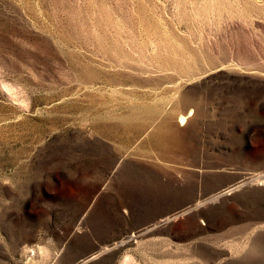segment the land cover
Segmentation results:
<instances>
[{
	"label": "rangeland",
	"instance_id": "rangeland-1",
	"mask_svg": "<svg viewBox=\"0 0 264 264\" xmlns=\"http://www.w3.org/2000/svg\"><path fill=\"white\" fill-rule=\"evenodd\" d=\"M0 264H264V0H0Z\"/></svg>",
	"mask_w": 264,
	"mask_h": 264
},
{
	"label": "bare ground",
	"instance_id": "bare-ground-1",
	"mask_svg": "<svg viewBox=\"0 0 264 264\" xmlns=\"http://www.w3.org/2000/svg\"><path fill=\"white\" fill-rule=\"evenodd\" d=\"M136 1V0H135ZM140 2V1H139ZM140 5V4H139ZM140 7V6H139ZM99 8V7H98ZM142 7H140V9H141ZM96 9V8H95ZM122 13V12H121ZM122 15V14H121ZM124 17V16H123ZM131 18V17H130ZM132 19V18H131ZM69 20V19H68ZM73 22V21H72ZM129 22V21H128ZM135 22V21H134ZM69 24H71V23H69ZM75 24H77V23H75ZM137 24V23H136ZM127 25L128 26H130V27H133L131 24L129 25L128 23H127ZM73 27V25H70V27ZM78 26V25H77ZM74 27H76V26H74ZM73 27V28H74ZM124 27L125 26H122V30H124L126 33H127V26L125 27V29H124ZM76 29H77V31H78V27H76ZM75 29V30H76ZM110 29V27H107V28H105V29H103L102 31L105 33V35H104V37H102V38H100V39H97L96 41V43L95 44H97V45H99V46H101V48L100 49H104V50H110V49H112V50H120L122 47H123V45H128V46H130V47H133L134 45V43H135V39L133 38V37H131L130 36V41H128V40H126V39H124L123 37H125V34H124V32L123 31H121L120 29H118V28H116L115 29V31H114V33H113V35H111L110 34V32L108 31ZM71 30H73V29H71ZM74 30V32H76ZM71 33H72V31H70ZM79 32V31H78ZM78 34V33H77ZM128 34V33H127ZM77 36V35H76ZM74 37H75V35H74ZM77 39H79V36H78V38ZM124 40V41H123ZM124 50V49H123ZM122 50V51H123ZM121 50H120V54H121V52H122ZM124 52V51H123ZM117 53H119L118 51H117ZM119 54V55H120ZM123 54V53H122ZM125 54V53H124ZM119 55H117V56H119ZM120 57V56H119ZM121 57H122V55H121ZM124 62V61H123ZM84 63V62H83ZM88 67V66H87ZM185 119H186V116L185 115H182L181 116V118H180V120H181V122H182V124H184V122H185ZM140 125V124H139ZM137 126V125H136ZM130 127V126H129ZM125 131V130H124ZM163 132V131H162ZM161 133V132H160ZM164 133H165V131H164ZM158 134V133H157ZM128 136H129V134H128ZM127 141V140H126Z\"/></svg>",
	"mask_w": 264,
	"mask_h": 264
}]
</instances>
